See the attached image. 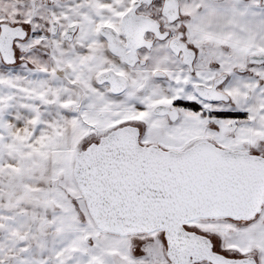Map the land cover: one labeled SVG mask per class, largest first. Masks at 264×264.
<instances>
[{
  "label": "snow or ice",
  "instance_id": "obj_1",
  "mask_svg": "<svg viewBox=\"0 0 264 264\" xmlns=\"http://www.w3.org/2000/svg\"><path fill=\"white\" fill-rule=\"evenodd\" d=\"M0 264H264V0H0Z\"/></svg>",
  "mask_w": 264,
  "mask_h": 264
}]
</instances>
